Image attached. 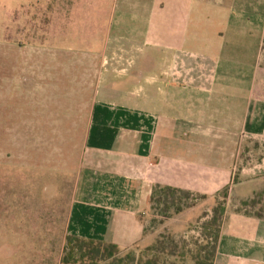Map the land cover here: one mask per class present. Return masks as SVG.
<instances>
[{
  "label": "crops",
  "instance_id": "crops-1",
  "mask_svg": "<svg viewBox=\"0 0 264 264\" xmlns=\"http://www.w3.org/2000/svg\"><path fill=\"white\" fill-rule=\"evenodd\" d=\"M105 13L96 56L111 80L93 106L67 235L145 248L158 236L155 188L207 200L230 188L215 264H264V219L237 211L264 190V0H110Z\"/></svg>",
  "mask_w": 264,
  "mask_h": 264
},
{
  "label": "rangeland",
  "instance_id": "rangeland-1",
  "mask_svg": "<svg viewBox=\"0 0 264 264\" xmlns=\"http://www.w3.org/2000/svg\"><path fill=\"white\" fill-rule=\"evenodd\" d=\"M109 1L0 0V264H60L93 106L111 80L96 56ZM188 201L196 211L168 228L151 211V233L199 238L216 202Z\"/></svg>",
  "mask_w": 264,
  "mask_h": 264
},
{
  "label": "trees",
  "instance_id": "trees-1",
  "mask_svg": "<svg viewBox=\"0 0 264 264\" xmlns=\"http://www.w3.org/2000/svg\"><path fill=\"white\" fill-rule=\"evenodd\" d=\"M229 193L230 188H227L215 198L212 217L201 224L198 228L200 237L193 239L192 243L184 237L179 241V235L166 231L148 247L124 250L115 243L67 235L61 264H215ZM192 199L207 200L208 197L172 187L155 188L152 196L153 226L164 225L174 215L195 208L196 203L188 201ZM237 211L264 219V190L242 201ZM158 216L161 221H158Z\"/></svg>",
  "mask_w": 264,
  "mask_h": 264
}]
</instances>
